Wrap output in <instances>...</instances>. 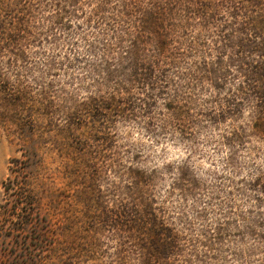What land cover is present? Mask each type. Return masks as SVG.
Segmentation results:
<instances>
[{"label":"trees","instance_id":"1","mask_svg":"<svg viewBox=\"0 0 264 264\" xmlns=\"http://www.w3.org/2000/svg\"><path fill=\"white\" fill-rule=\"evenodd\" d=\"M238 1L0 0V49L24 66L31 58L43 60V67L57 76L46 97L52 117L62 116L70 129L90 117L105 131L102 142L111 140L118 123H132L152 137H178L195 153L199 133L235 123L253 110L252 120L232 126L223 137V146L232 150L229 164L239 167L236 157L245 151V139L264 137V106L263 112L258 109L259 96L264 100V88L260 92L258 87L264 71L240 55L256 29ZM63 70L68 78L60 81ZM20 90L0 74V91L26 109ZM257 168L249 170L254 181H245L238 192L255 193L252 209L243 213L230 207L227 220L217 222L212 232L208 222L199 234L195 219L184 212L178 216L184 231L170 227L158 215L152 194L144 191L129 212L117 216L116 243L121 249L130 246L137 258L152 249L166 264L173 256L192 264L202 260L184 257L187 243L211 252L232 228L263 239L257 230L264 228V172ZM176 170V191L194 195L200 182L192 177L191 191L185 190L190 179ZM141 178L152 181L149 174ZM196 212V220L207 216L205 207Z\"/></svg>","mask_w":264,"mask_h":264},{"label":"rangeland","instance_id":"2","mask_svg":"<svg viewBox=\"0 0 264 264\" xmlns=\"http://www.w3.org/2000/svg\"><path fill=\"white\" fill-rule=\"evenodd\" d=\"M237 3L250 12L256 35L243 50L236 49L245 62L264 71V0ZM233 54L231 50L228 56ZM30 60L24 66L0 49V74L25 92L21 104L27 105L18 107L0 91V264H166L152 249L137 258L130 246L121 249L116 243L117 216L129 212L144 191L152 194L158 215L180 231V212L195 219L200 234L206 223H212V232L217 222L226 221L230 207L243 213L252 209L255 193L238 192L245 181H254L249 170L264 172V137L245 139V151L236 157L239 167L229 164L232 150L223 146V137L232 126L252 120L253 110L235 123L199 133L195 153L178 137H152L132 123H118L111 140L102 142L105 131L90 117L72 129L62 116L55 121L46 97L57 76L43 67V60ZM58 78L65 81L68 73L63 70ZM258 87L262 92L264 78ZM260 97L258 109L263 112ZM176 169L190 179L185 190L191 191L192 177L200 182L194 195L176 191ZM142 174H149L151 183ZM203 207L207 218L196 220V211ZM257 232L263 239L232 228L214 251L187 243L183 255L202 260L192 264H264V228ZM184 259L173 256L171 264H184Z\"/></svg>","mask_w":264,"mask_h":264}]
</instances>
